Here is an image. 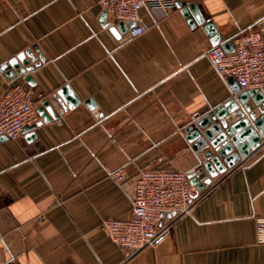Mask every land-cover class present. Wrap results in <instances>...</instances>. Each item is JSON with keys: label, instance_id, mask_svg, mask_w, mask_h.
Wrapping results in <instances>:
<instances>
[{"label": "crops", "instance_id": "0c3cea01", "mask_svg": "<svg viewBox=\"0 0 264 264\" xmlns=\"http://www.w3.org/2000/svg\"><path fill=\"white\" fill-rule=\"evenodd\" d=\"M175 1L195 3L204 22L180 7L167 16L143 8L147 31L127 39L111 31L98 0H0V96L23 82L46 98L68 94L57 118L42 120V100L35 129L0 138V264H264L256 232L264 146L203 190L194 186L190 213L131 258L100 228L131 217L140 169L204 163L187 137L192 115L235 96L205 51L264 17V0ZM27 49L46 57L33 85L3 69ZM123 166L119 184L111 173Z\"/></svg>", "mask_w": 264, "mask_h": 264}, {"label": "built area", "instance_id": "2783aa9c", "mask_svg": "<svg viewBox=\"0 0 264 264\" xmlns=\"http://www.w3.org/2000/svg\"><path fill=\"white\" fill-rule=\"evenodd\" d=\"M106 13V21L115 26L120 22H136L123 37L132 39L142 35L148 27L140 20L143 8L162 11L163 16L177 10L175 0H98ZM234 51H226V41H221L205 51L216 73L228 84L235 80L241 91L257 89L264 92V34L254 26L248 27L233 37ZM236 95V94H234ZM46 98L45 93H36L27 83L8 86L0 96V138L19 141L26 127L40 121L38 105ZM192 115L195 121L200 117ZM61 123V119H57ZM111 177L117 183L126 180L125 166ZM189 172L171 168L140 169L135 181L132 200V215L129 219L106 218L100 228L131 258L140 250L155 245L167 232L170 219L188 214L196 200ZM257 240L264 243V217L256 219ZM1 260V257H0Z\"/></svg>", "mask_w": 264, "mask_h": 264}, {"label": "water", "instance_id": "95a60500", "mask_svg": "<svg viewBox=\"0 0 264 264\" xmlns=\"http://www.w3.org/2000/svg\"><path fill=\"white\" fill-rule=\"evenodd\" d=\"M177 6L186 15L192 13L197 23L204 22V17L195 3L178 1ZM103 18L106 19V13H103ZM135 25L134 21L120 22L116 26H111V31L121 36ZM257 26L264 34V17L258 21ZM223 47L228 52L235 49L231 42H225ZM32 49L37 51L36 46ZM38 55L41 57L40 61H37L32 50L27 49L11 59L3 69L8 71L10 77L15 76V73L23 74L25 80L33 85L32 71L46 60L43 55L39 53ZM230 81L236 95L199 117L187 128L188 139L193 142L194 148L204 152L205 156L204 163L189 172L191 185L198 190L210 185L213 178L225 172L228 167L234 168L239 163H244L264 146V92L257 89L241 91L235 80ZM65 99H68V94L67 88L64 87L63 90L43 100L39 109L42 120L52 121L62 110H67ZM37 125L26 127L25 132L35 129Z\"/></svg>", "mask_w": 264, "mask_h": 264}, {"label": "trees", "instance_id": "16d2710c", "mask_svg": "<svg viewBox=\"0 0 264 264\" xmlns=\"http://www.w3.org/2000/svg\"><path fill=\"white\" fill-rule=\"evenodd\" d=\"M255 28L259 29V28L257 27V25H255Z\"/></svg>", "mask_w": 264, "mask_h": 264}]
</instances>
